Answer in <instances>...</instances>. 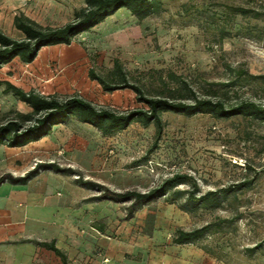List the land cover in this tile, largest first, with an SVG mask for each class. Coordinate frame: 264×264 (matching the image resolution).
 <instances>
[{
  "label": "rangeland",
  "instance_id": "rangeland-1",
  "mask_svg": "<svg viewBox=\"0 0 264 264\" xmlns=\"http://www.w3.org/2000/svg\"><path fill=\"white\" fill-rule=\"evenodd\" d=\"M82 6L83 0H0V29L21 38L13 26L16 14L59 26ZM42 51L35 62L17 58L0 68V121L12 117V111L31 110L4 90L5 81L59 98L78 95L118 112L146 107L131 89L106 92L89 77L90 68L106 75L115 59L129 81L150 96L176 95L177 79H183L198 97L225 105L242 100L264 105L263 82L237 72L264 75V0H155L142 19L121 8L70 45ZM161 118L155 146L153 123L134 122L104 135L71 118L56 132V149L39 152L18 164L19 172H2L0 178L14 181L50 169L51 178L55 171L68 174L93 200H118L123 231L131 226L132 232L153 235L156 246L163 247V264H264V119L173 112ZM175 173L191 180L163 197L140 202L116 196L146 192ZM192 181L196 195L236 188L195 204L187 199ZM205 224L210 226L200 238L172 243L176 229Z\"/></svg>",
  "mask_w": 264,
  "mask_h": 264
},
{
  "label": "trees",
  "instance_id": "trees-1",
  "mask_svg": "<svg viewBox=\"0 0 264 264\" xmlns=\"http://www.w3.org/2000/svg\"><path fill=\"white\" fill-rule=\"evenodd\" d=\"M83 2L84 6L75 11L74 18L59 26H44L23 13L16 14L13 18V26L22 33V37H12L0 29V68L14 58L30 63L45 46L70 45L77 35L89 31L121 8L128 9L139 19L146 17L155 8V0H83ZM234 10L241 13L249 12L243 7H234ZM255 14L258 16L260 13ZM237 72L238 75L260 79L264 84L262 74L255 75L241 69ZM88 75L91 79L97 80L106 92L131 89L136 95V100L146 107L118 112L108 107H97L78 95L59 98L56 95L40 94L34 90L25 91L5 81L4 90L10 91L17 100L25 103L31 110L27 113L12 111V117L0 121V144L9 147L23 146L50 134L55 125L63 124L71 118L98 129L104 135L123 130L134 122H141L144 125L153 123L156 127L153 146L163 129L161 118L163 112L186 116L212 114L225 118L245 115L264 119V105L260 103L242 100L232 105H225L221 100L198 97L183 79H177L176 95H147L139 84L129 81L122 63L117 59L113 61V67L106 75L96 73L93 68L89 69ZM190 180L191 177L186 174L175 173L146 192L126 191L116 196L118 198L133 197L136 201L149 202L167 195L169 191L175 190L177 186ZM191 184L193 188L188 191L187 199L195 204L204 203L220 194H228L236 188L235 185H230L196 195L197 185L194 181ZM243 184L246 183L238 186ZM209 226L205 224L191 230L176 229L172 243L182 244L198 239ZM42 245L64 259L63 253L53 244L43 243Z\"/></svg>",
  "mask_w": 264,
  "mask_h": 264
},
{
  "label": "crops",
  "instance_id": "crops-1",
  "mask_svg": "<svg viewBox=\"0 0 264 264\" xmlns=\"http://www.w3.org/2000/svg\"><path fill=\"white\" fill-rule=\"evenodd\" d=\"M60 45L65 44L42 47L32 62L43 49ZM66 123L23 146L0 144V173H17L18 164L56 149V132ZM55 172L53 178L48 169L0 182V264H163V247L156 246L153 235L132 232L131 226L123 231L118 200H93L87 188ZM43 243L53 244L64 259Z\"/></svg>",
  "mask_w": 264,
  "mask_h": 264
}]
</instances>
